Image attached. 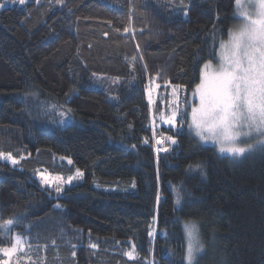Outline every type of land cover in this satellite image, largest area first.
Listing matches in <instances>:
<instances>
[{"label":"trees","instance_id":"trees-1","mask_svg":"<svg viewBox=\"0 0 264 264\" xmlns=\"http://www.w3.org/2000/svg\"><path fill=\"white\" fill-rule=\"evenodd\" d=\"M17 2L0 0V152L19 160L0 159V245L19 234L23 264H187L192 220L195 264H264V151L232 158L188 127L234 0ZM153 78L194 96L177 132L151 128ZM39 169L84 175L57 192Z\"/></svg>","mask_w":264,"mask_h":264},{"label":"snow or ice","instance_id":"snow-or-ice-1","mask_svg":"<svg viewBox=\"0 0 264 264\" xmlns=\"http://www.w3.org/2000/svg\"><path fill=\"white\" fill-rule=\"evenodd\" d=\"M11 2L15 3L17 0ZM25 2L26 0H18L20 5H24ZM183 2L184 0H180L181 5ZM250 3L256 8L253 14L247 11L242 0H234L235 15L242 19L243 23L239 28L229 30L228 41L220 42L219 66L213 67L211 61L204 63L200 72L201 82L196 86L194 93L199 97V104L191 108V122L188 125L202 142L211 141L217 146L220 154L227 153L237 159L257 147L264 151V0H250ZM3 7L5 5L0 4V8ZM184 15L186 16L187 12ZM116 31L119 32L120 29L117 28ZM124 31L129 32L130 29L126 27ZM172 95L176 97L175 87ZM149 100H152L151 89ZM173 104H177V99L173 100ZM60 115L66 117L67 113L61 112ZM178 115L177 104L167 117L166 123L175 125ZM161 119H165L163 115ZM254 137L255 144L243 143ZM166 139L172 144L176 143L171 136ZM156 142L162 143L161 140ZM144 143H148L147 139ZM161 150L167 151V148L157 149L158 152ZM0 159L10 161L13 165L18 163L10 153L0 152ZM39 175L43 183H53L51 174ZM82 176L83 172L76 169L75 175L68 176L66 181L59 176L55 180L71 184L73 180ZM55 190L60 192L62 188L57 186ZM156 199L159 203V195ZM180 201L181 197L178 194L176 203L179 204ZM184 228L188 239L185 259L187 264H194L195 253H202L204 245L199 240L198 225L188 222ZM23 243L21 236L17 234L10 244L0 246L2 257L0 264H11ZM91 247L96 248L97 245L93 244ZM132 247L135 248L134 245ZM124 255L129 259L136 258L133 251L125 252Z\"/></svg>","mask_w":264,"mask_h":264},{"label":"rangeland","instance_id":"rangeland-1","mask_svg":"<svg viewBox=\"0 0 264 264\" xmlns=\"http://www.w3.org/2000/svg\"><path fill=\"white\" fill-rule=\"evenodd\" d=\"M242 3H243L244 7L247 9V11L250 14L255 13L256 8L251 6L250 0H242ZM17 4H19V3L17 2ZM242 23H243V20L239 18L238 21H236L234 23V25H233V27L231 29L235 30V29L239 28L242 25ZM228 39H229V36L227 37V39L224 42L228 41ZM211 63L213 65V67H218L219 66V59H218L217 62H211ZM157 85H159V87H157ZM174 87L176 88V97H173V95H172ZM149 89H151V97H152V100L151 101L149 100V101H150V105H151V108H152V111H153V119L151 121V128L156 130V128L159 127L160 125H165L167 127H172L174 129V131L177 132V131H179L180 128L184 127L186 125V123L184 121H187V119H186V116H185L183 110L186 108V104L188 102H190L191 97L194 98V96L192 95V92L188 91L185 86L183 87V86H181L179 84H173V83H169V82L161 83V82L157 81V78L151 79L150 82L148 83V97H149ZM174 99H177L179 115L177 116L176 124L175 125H170V124L166 123V119L171 114V111L173 110V108L177 107V104H173V100ZM198 104H199V97L197 95V100H196V102H195L193 107L198 106ZM158 106H160L159 112L155 113V109ZM161 115H163L165 119L162 120L161 119ZM190 122H191V116H190ZM190 122H189V124H190ZM192 132H193V130H192ZM193 134H194V132H193ZM157 137L161 138L159 136H157ZM198 139H199V137H198ZM162 140L164 141V139H162ZM201 143L202 144H214L211 141H209L207 143L201 141ZM243 143L244 144H248V143L255 144L256 143V138L254 137L251 140H245V141H243ZM159 144H161V143H159ZM260 150L261 149L259 147H257L254 151H251V152L247 153L246 155L258 152ZM225 154H227V153H225ZM16 160L19 161L18 159H16ZM75 172H74V175H75ZM39 173L51 174V178L53 180V183H50V184L43 183ZM34 176L38 179L40 184L43 187H45V188L46 187L47 188L48 187L49 188H56L57 186L62 188L66 184V182H63V181L67 180L66 176L64 174H62L60 172H55V171H52V170H49V169H39V170H37L34 173ZM57 176L62 177L63 181H56L55 178ZM81 179L82 178L79 177V178L73 180L72 182H75V181L81 180ZM188 222L195 223L199 227V224L197 222H195V221L189 220L186 223H188ZM152 235H153V238H154L155 235H156V231H153ZM185 236H186V243H188L186 231H185ZM199 240H200V243H202L204 245V242H203L202 237H201L200 230H199ZM120 242H122V241H119V243ZM133 245L134 244L130 242L128 244V248L124 250V253L128 252V251H133L134 255L136 257L135 259H138L139 255H138V252L136 250V246L134 245L135 248L133 249V247H132ZM0 246H2V245H0ZM186 247H187V244H186ZM204 247H205V245H204ZM115 251H117V250L115 249ZM200 254H201L200 252L195 253L194 264L196 263V261H197L198 257L200 256ZM0 258H2V257H0ZM127 258L129 259V257H127ZM22 260L23 259L20 257L19 253L17 252L16 256L13 257V260H12L11 264H23ZM41 261H43V259H41ZM149 264H155V262L152 259H149Z\"/></svg>","mask_w":264,"mask_h":264}]
</instances>
